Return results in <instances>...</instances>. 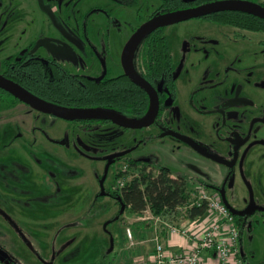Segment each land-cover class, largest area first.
Listing matches in <instances>:
<instances>
[{"label": "rangeland", "instance_id": "374dc122", "mask_svg": "<svg viewBox=\"0 0 264 264\" xmlns=\"http://www.w3.org/2000/svg\"><path fill=\"white\" fill-rule=\"evenodd\" d=\"M10 2L22 6L17 7L16 14L5 27L4 22L0 21V56L16 59L31 42L45 37L71 52L70 57L60 58L66 67L75 73L93 77L102 75L106 67L112 75L123 71L122 53L132 36V25L146 22L162 4L161 0H44L53 10L56 20L79 38L82 45L73 48L50 16L42 10L38 0ZM209 28L205 25L200 27L197 21L183 22L170 27L168 35L173 48L179 50L181 56L188 58L181 52V46L184 49L188 45L193 51L196 50L192 35L228 32L225 26L215 23L211 26L212 31ZM227 28L231 30L232 27ZM219 38L223 39L221 35ZM195 40L200 41L198 37ZM234 42L237 46L253 44L247 40L234 39ZM41 52L49 54L45 47L41 48ZM182 67L178 70L179 102L188 107L192 99L191 93L206 80L200 77L189 78L186 71L182 73ZM195 102L198 108L206 104L202 97L196 98ZM15 113L0 115V151L1 144L8 137L5 132L12 127L22 131V121L27 127L42 129L40 136L44 137L45 134L51 138H61L66 143L60 145L47 140L51 151L45 152L40 146L39 150L34 149L31 154H26V161H19L15 157L0 160V179L4 182L0 186V196L5 197L2 199L4 206L0 204L21 229L20 233L13 223L8 220L3 223L0 220V248L13 255L20 264H108L116 255L119 245V223L116 222L119 205L111 197H105L102 201L95 198V194L101 189L97 176L104 169L99 158L113 151L135 148L132 156L139 158L147 154V158L157 165V173L164 164L159 151H165L166 146L159 148L156 142L148 138L153 133V127L124 129L113 123H96L93 129L88 130L77 127L73 121L31 108L13 121L10 117ZM170 116V123L176 129L183 131L186 129L185 125L194 128L190 126L193 125L190 119L184 116V120L183 115L180 116L178 108L175 107ZM200 130L206 131L203 127L196 131ZM25 133V138H28L27 132ZM144 138L146 141L140 144ZM36 146L33 148L38 149ZM216 154L220 157L219 163L230 158L227 152L218 151ZM182 156L183 154L180 155ZM174 160H178V157ZM182 160L187 169L182 170L171 164L174 174H185L190 170L207 176L204 169L197 168L199 164H192L184 158ZM116 166L110 170L106 182L108 189L118 183L113 179ZM126 168L125 163H120L117 169ZM222 168L225 169L223 165ZM6 170L10 172L6 173ZM240 173L237 167L232 168L227 175L226 198L245 214L242 245L245 250L254 254L251 264H259L264 258V213L257 208L255 210L258 212L252 215L251 206L248 207L249 181L242 174L239 176ZM132 175L133 169L122 179L129 180ZM38 176L42 179H37ZM189 177L192 182L197 181L194 187L198 195L197 187L201 181L198 176ZM196 198L194 195L192 201ZM207 213L208 211L202 217L203 221ZM146 216L150 219L158 218L151 211Z\"/></svg>", "mask_w": 264, "mask_h": 264}, {"label": "flooded vegetation", "instance_id": "af4514ba", "mask_svg": "<svg viewBox=\"0 0 264 264\" xmlns=\"http://www.w3.org/2000/svg\"><path fill=\"white\" fill-rule=\"evenodd\" d=\"M10 1L18 0H0V21L4 22V27L16 14L17 7L22 6L21 4L13 5ZM38 1L42 10L50 16L61 35L72 44L73 48L77 45H82L79 38L71 30L65 28L56 20L53 10L44 3V0ZM217 1L225 0H182L176 9L169 10L168 1L161 0V6L146 22L132 25V36L128 39L122 53L123 71L119 74L112 75L108 67L105 68L102 75L97 77L75 73L60 61V58L64 56L70 57L72 55L71 52L59 43H55L52 39L44 37L38 41L31 42L28 48L16 59L0 56V75L47 102L51 101L42 97L41 88L43 85L44 87H48V91L53 86H67L68 89L69 87H73V92L80 91L86 93L87 96H90L93 91L100 92L105 86L121 85L122 83L133 85L135 93L133 112H130L126 105L123 104L110 105L103 103L98 105L90 103L88 100L80 101L75 99L71 101L70 105L54 104L70 108H103L129 120H142L152 111L156 110L155 118L149 125L136 128L125 127L112 120L98 117H80L64 120L73 121L77 127L88 130L93 129L96 123H113L124 129L153 127V133L148 138L156 142L159 148H165L164 146H166L165 151L161 149L159 151L161 160L164 161L162 167H168L172 170L171 164L173 165V160L177 156L183 168L187 169L182 160L184 158L190 160L192 164H199L200 166L197 168H202L206 171L207 176L190 170H187L185 174L179 175L198 176L201 184L197 189L203 188L209 194L218 197L231 210L238 229L237 240L239 250L237 256L241 260V264H251V258L254 254L245 250L242 245L243 224L246 216L227 201L225 183L230 170L239 167L241 171L239 176L242 174L249 181L250 202L248 207L251 206L250 211L252 215L258 212V210H255L257 208H260L264 213V30H255L241 27L234 23L222 22L221 20L224 16H221L219 13L222 11H236L260 19L263 18L240 10L224 9L161 26L150 32L131 53L130 65L135 74L151 87V92L141 84L135 82L128 75L124 65V54L127 44L137 30L149 20L166 13L197 8ZM246 1H251L264 7V0ZM193 21L200 23V27L203 25L208 28L210 27V31H212L211 26L214 23L223 25L228 32L225 34L220 33V31L218 34L204 32L200 35H192L194 39L193 46L196 47V50L193 51L188 45L184 49L181 46V52L188 57L184 58L185 56H181L182 54L179 50L173 48L168 35V29L183 22ZM227 27L232 28L228 30L229 28ZM220 35L223 39L219 38ZM147 37L151 38L152 44L149 47L151 61L148 64L145 59L147 46H145V42L142 43ZM196 37L200 41L197 42L195 40ZM234 39L245 42L247 40L253 44L251 46H237L234 45ZM41 42L43 45L38 46ZM42 47L47 48L49 54L42 53ZM181 66H183L182 73L186 71L189 78L196 79L200 77L206 80L202 84L200 83L199 87L191 93L192 99H190L188 107L179 102L178 83L180 74L178 70ZM201 97L206 104L204 107L198 108L195 100ZM175 107L178 108L180 116L183 115L184 120L186 117V119H190L193 123L190 126L195 129L183 124L186 127L183 131L188 134L176 129L170 123L171 119L169 118L172 117L170 114L172 115V110ZM28 108L45 113L34 109L10 91L0 87V115L6 112H16L10 118L11 120L14 118L18 119L25 114V110H28ZM193 119L196 120L193 121ZM200 127H203L206 131H196ZM178 128L181 129L180 126ZM20 129L22 131H18L12 127L5 132V134H8V137L1 144L0 160L15 157L19 161H26V154L28 152L31 154L34 149L39 150L40 146L45 152L51 151V147L46 142L47 140L60 145L66 143L61 138H51L45 134L44 137L42 135L41 137L39 132L42 129L27 127L23 121ZM25 132H27L28 138H25ZM144 141H146L145 138L140 141V144ZM33 146H36L38 149L33 148ZM134 149L124 148L119 151L110 152L99 158L103 162L104 169L97 176V182L100 184L101 189L95 194V198L97 201H102L105 197L113 198L119 205V216H121V209L124 205L121 199L122 189L128 181H124L122 178L127 177L131 169H133L134 173L136 167L139 169L145 168L148 171H156L157 165H155L152 159L147 158V154L139 158L132 156ZM218 151L227 152L230 158L219 163L221 160L216 154ZM181 154H183V158L180 157ZM120 163H125L127 168L117 169ZM222 165L225 169L222 168ZM108 166V172L102 184ZM115 166L113 179L114 181H118V183H114L108 189L106 182L111 168ZM8 172L10 170H6V173ZM37 179L42 178L38 176ZM120 180H123L122 182L124 183H120ZM5 183L7 186L8 183L6 181ZM196 183L197 181H195ZM2 185H4V182L0 179V186ZM4 198L0 196V203H4L2 200ZM2 204H0V220L3 223H6V220L13 223L15 229L21 233L19 225L7 214L9 212L3 208L4 204L1 206ZM257 220L261 222V220ZM7 259L12 264H20L10 253H8ZM262 263H264V258L261 259L259 264Z\"/></svg>", "mask_w": 264, "mask_h": 264}, {"label": "trees", "instance_id": "16d2710c", "mask_svg": "<svg viewBox=\"0 0 264 264\" xmlns=\"http://www.w3.org/2000/svg\"><path fill=\"white\" fill-rule=\"evenodd\" d=\"M168 1V9H176L182 0ZM226 23H234L241 27L255 30H264V20L255 16L236 11H222L219 13ZM146 43L145 59L150 63L151 38L147 37L142 43ZM141 43V44H142ZM43 89V90H42ZM43 85L41 94L44 99L53 103L70 105L72 100H88L95 104L126 105L130 112L134 111V86L127 83L115 86H105L100 92L93 91L88 97L86 93L74 91L73 87L53 86L50 91ZM57 93V94H56ZM56 94V95H55ZM146 104V102H145ZM123 176V174H121ZM187 175H175L168 167H162L155 173L147 169L135 168V171L122 189L121 199L125 205V210L121 214L133 217L146 210L158 217L163 223L175 225L181 220H195L203 217L207 210V204H193L195 193V182ZM0 264H12L7 258L1 259ZM264 264V263H262Z\"/></svg>", "mask_w": 264, "mask_h": 264}, {"label": "water", "instance_id": "95a60500", "mask_svg": "<svg viewBox=\"0 0 264 264\" xmlns=\"http://www.w3.org/2000/svg\"><path fill=\"white\" fill-rule=\"evenodd\" d=\"M47 8V7H46ZM240 10L244 11L258 17L264 19V7L260 4L246 1V0H225V1H217L210 4H206L197 8L186 9L181 11H175L171 13H166L163 15H159L157 17L152 18L147 23L142 25L137 32L133 35L130 39L129 43L127 44L125 54H124V65L128 75L137 83L141 84L145 87L148 91L151 92V87L140 79L135 72L133 71L130 65V55L135 49V47L141 42V40L148 35L150 32L154 31L155 29L166 26L170 24H174L180 21L188 20L202 14L217 11V10ZM49 10V9H46ZM43 45V43H39L38 46ZM0 87L10 91L14 94L17 98L22 100L23 102L27 103L34 109L39 111L52 114L54 116L63 118V119H73V118H80V117H98L112 120L120 125L125 127H143L149 125L155 118L156 110L152 111L147 117L143 118L142 120H129L119 116L118 114L113 113L110 110L103 109V108H70L65 106H60L51 102H47L32 93L25 90L23 87L19 86L15 82L3 77L0 75ZM108 168L106 170V174L103 177L102 184L104 179L106 178ZM125 210V206L123 205L121 209V213ZM8 253L3 249H0V258L5 259L7 258Z\"/></svg>", "mask_w": 264, "mask_h": 264}, {"label": "built area", "instance_id": "2783aa9c", "mask_svg": "<svg viewBox=\"0 0 264 264\" xmlns=\"http://www.w3.org/2000/svg\"><path fill=\"white\" fill-rule=\"evenodd\" d=\"M197 192L193 204L207 203L208 213L205 218L209 219L210 213H214L217 219L201 233L190 227L179 228L167 224L172 233L188 238L190 247L172 253L158 240L154 255L139 260L137 264H200L206 251L212 252L219 264H241L240 259L236 260L239 250L238 229L233 213L218 197L209 194L205 189L200 188ZM128 234L131 237L129 229Z\"/></svg>", "mask_w": 264, "mask_h": 264}, {"label": "crops", "instance_id": "0c3cea01", "mask_svg": "<svg viewBox=\"0 0 264 264\" xmlns=\"http://www.w3.org/2000/svg\"><path fill=\"white\" fill-rule=\"evenodd\" d=\"M173 165L183 169V166L177 160H173ZM151 210H146L133 217H127L121 214L116 220L118 225V250L113 260L108 264H137L143 258H149L156 251L157 241L165 244L168 250L180 252L190 247L191 242L181 234H175L170 231L169 225L163 223L159 218L150 219L146 216ZM217 219L214 213H210L209 219L203 221L202 217L195 220H181L175 224L179 228L190 227L196 232H202ZM131 232V237L128 234ZM238 258V256H236ZM235 259V257H234ZM200 264H219L214 254L206 251Z\"/></svg>", "mask_w": 264, "mask_h": 264}]
</instances>
